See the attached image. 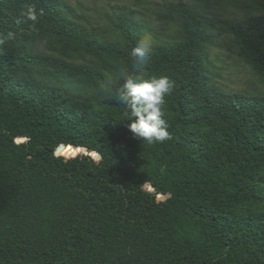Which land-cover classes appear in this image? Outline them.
Here are the masks:
<instances>
[{"label": "trees", "instance_id": "16d2710c", "mask_svg": "<svg viewBox=\"0 0 264 264\" xmlns=\"http://www.w3.org/2000/svg\"><path fill=\"white\" fill-rule=\"evenodd\" d=\"M69 10L0 0V264H264V97L216 89L189 22L158 45L122 16L127 50ZM227 31L264 83V16ZM81 52L97 66L71 62ZM165 66L181 73L153 95Z\"/></svg>", "mask_w": 264, "mask_h": 264}, {"label": "rangeland", "instance_id": "374dc122", "mask_svg": "<svg viewBox=\"0 0 264 264\" xmlns=\"http://www.w3.org/2000/svg\"><path fill=\"white\" fill-rule=\"evenodd\" d=\"M70 6L68 16L78 26L100 41L118 43L130 50V42L119 28L120 18L127 15V27L149 43L158 45L181 44L186 41V22L196 26L205 37L199 39L205 75L210 83L225 94H246L264 97V83L238 55L230 25L264 16V0H60ZM188 11L189 14L184 13ZM30 48L39 54L52 55L44 41H36ZM71 62L96 67L90 52H81ZM178 69L165 66L159 77L147 88L160 95ZM51 86H63L77 94L98 92L102 85L96 81H57L41 77ZM20 138H18V142ZM24 141V140H23ZM61 145V144H60ZM57 149V148H56ZM61 156V155H60ZM64 157V156H63ZM66 158V157H65ZM68 159V158H66ZM98 163L99 159L94 158ZM146 190L155 192L154 189ZM169 195L155 194L158 203L167 202Z\"/></svg>", "mask_w": 264, "mask_h": 264}, {"label": "water", "instance_id": "95a60500", "mask_svg": "<svg viewBox=\"0 0 264 264\" xmlns=\"http://www.w3.org/2000/svg\"><path fill=\"white\" fill-rule=\"evenodd\" d=\"M22 142V141H21ZM62 146V144L61 145H59V147H57V149H56V151H55V155L56 156H60L59 155V148ZM76 147V146H75ZM81 148H84L85 149V152L84 153H82V154H86V155H90L91 157H93V158H95L91 153H96V154H98L99 156H100V154L98 153V152H96V151H91V150H89L88 148H86V147H81ZM78 155H80V154H78ZM78 155H76V156H78ZM148 185H150V184H148Z\"/></svg>", "mask_w": 264, "mask_h": 264}]
</instances>
